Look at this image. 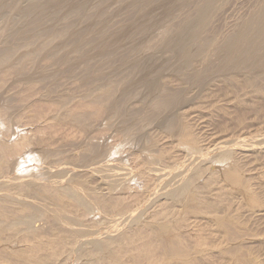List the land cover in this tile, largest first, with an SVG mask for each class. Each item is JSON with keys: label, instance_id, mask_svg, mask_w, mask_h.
<instances>
[{"label": "bare ground", "instance_id": "bare-ground-1", "mask_svg": "<svg viewBox=\"0 0 264 264\" xmlns=\"http://www.w3.org/2000/svg\"><path fill=\"white\" fill-rule=\"evenodd\" d=\"M18 1L21 0L14 2V6L11 7V14L14 12L24 18L32 17L29 20L31 22L33 18L36 19V27L35 24H32L33 26L31 27L28 26L31 22H28L27 26L30 27V31L32 30V32L36 33V36L38 35L41 38L38 37L41 44H37L36 41L39 42V40L35 41L37 45L34 44L33 40L36 36L34 37L33 34L32 38H30L33 40L31 41L28 38L27 40L28 42H33L34 48L40 46L39 49H33L32 45L27 47L21 44L20 48L23 49L25 46V51L20 54L19 51L22 49L19 50L17 47V52L20 54L18 55L14 50L16 45H14V49L13 47L10 48L14 52L8 48L9 52H4L5 54L0 57V74L2 76L4 72L7 73L6 71L9 72L10 70L16 86L20 87V89L17 88L20 93L23 92L21 87H26L27 85L32 88V94H29L30 97L25 92L28 95V98L26 97L28 102L25 103V99H20L21 101H19L25 107L32 101L45 103V99L47 100L48 98H46L47 96L44 97L41 86V89L37 88V83L42 82L41 84L44 85L47 78L54 75V80H56L58 78L56 77V72L60 71V73L58 72L60 76L61 70L66 68L64 66L63 69L59 65L57 67L62 68L61 70L54 68L56 65L49 67L52 63H49L48 67H40L39 61L43 58L41 57L42 54L44 52L49 53L47 59L54 54L58 55L62 51L61 56L66 54L64 48H68V45L70 47L69 40L71 38L68 43L66 42L67 44L56 42L57 39L62 37L67 40L64 36L73 37V39L74 37L81 38L80 41L77 40L79 44L73 46L72 42L71 46H73L74 50H82L79 46L81 42L82 45L84 44L83 32H89L88 34L90 35L104 34L103 32L107 31L110 23V14L114 12L109 11V5L111 4L112 6L111 1L113 0H40V2L37 0V3L28 6L24 3V7ZM116 1L114 0V2ZM121 1L130 5L134 1L144 2L145 0ZM178 2L179 0H157L155 7L158 6L159 8L157 9H162V11L154 9L155 7L153 6V9L150 7L151 10L148 9V11L140 14L142 28L140 35L128 39L125 31L117 30L111 35L105 36V41L101 42L97 49L83 54L82 59L84 60L83 63H85L93 58L98 59L99 56V58L111 57L113 48L109 46L110 43L114 47L127 49V53L119 58L117 65L110 63L111 66L108 64L110 66L109 69H105L107 64L102 67L107 72V78L108 76L109 78L111 77V74L109 75L108 73L109 70H113L110 69L112 66H116V72L128 70L127 72L130 73L129 76L124 78V72H121L122 76L120 72L117 73L114 80L112 77V80L104 81V87L101 82V85L99 84L100 89L97 90L96 88L94 93L90 92L92 95L89 94L88 98L85 96L87 99H78V101H74L75 103H72V101L69 103V99L67 101L65 99L67 97L64 95L63 101L60 102L61 105L56 102V105H59V110H66V113L64 112L66 114V117L64 116L65 120L73 122L76 126L74 128L79 130L73 129L79 138L82 139L81 146L83 149L81 155L72 152L68 156H63L50 144L40 143L37 146L39 152L41 151L40 158H49L54 163H57L59 166L57 165L56 174L52 175L53 173L47 169L49 172L38 173L27 180L23 179L24 177L17 176V174H14V176L10 175V171L21 168L20 164H23V161L32 153L31 151H34L33 147L31 148L30 146L32 142L28 138V130L25 131L27 132L25 134L21 127H16V135L14 134L15 131L9 132L11 127L15 128L16 123L19 126L20 123L18 124V122H20L21 118H24L22 116L25 115L26 109L29 110V108H24L25 110L21 115L20 107L22 108V105L19 102L21 106H18L19 104L17 103V105L10 103L11 99L8 100L2 94L0 95V112H2L0 114L2 115L1 118H5L4 122H2L7 127L6 131L0 135V264H202V260H207L210 264H262L258 255L255 256V251L254 256L246 252L247 258L242 255V251L247 248L244 246L250 243L256 232L253 231L251 234L250 231L249 233L246 231L247 228H240L236 223L239 220L241 221V219L239 216L237 217L239 219H237L236 216L240 215V213L254 218L264 216V195H262L264 190H260L258 187L260 184L256 182L260 178L264 179V170L262 171L261 168V171L258 170L260 172L256 171L255 169L258 167H256L257 164L255 163L256 166H253V168L249 167L248 171L245 164H250L249 157L253 158L254 151H251L253 148L251 149L247 146L249 150H244L234 147L235 144H233L234 146H227L226 143H229V141H227L228 137L227 139L226 137H224L225 139L223 138L224 134L216 135L222 136L223 139H214V134L212 139L209 138L210 142L207 141L209 143L204 144L205 140L204 143H201L203 140L200 142L201 138H197L198 135L196 134V129L198 128L196 127L195 129V125L193 126L194 121L198 122L199 111L197 110L198 108L195 109L191 104L193 105L195 95L197 97V94L205 93V91L210 90L211 87L221 83L224 79H226V83L228 82L227 79L231 80L229 81L230 83L234 81L236 83L244 82V90L253 89L254 91L251 90L253 93H250V95H258V98L254 97L255 102H257L256 99H260L259 96L264 98V0L250 12L246 21L236 31L221 38L222 40L220 41L214 39L213 35V38H207L203 33L209 26L208 24L216 11L220 9L218 7L223 4L222 0H202L201 7L203 9H200L190 20L181 21L177 25L174 23L173 18L179 15ZM1 7L3 8L4 5ZM74 13L78 14V16L76 14L77 19L75 20L72 18ZM23 17L20 19H23ZM83 17L91 19L90 25L82 27L80 18ZM15 19L17 20V18ZM61 19L65 25L59 22ZM44 23H51L54 27L42 29L41 27ZM58 23L63 26H55ZM22 25L20 28H24L26 24ZM10 27H12V24ZM154 31H157L156 34L159 33L157 34L159 38L157 42L153 43L150 35ZM11 35L13 36L14 33ZM215 36L217 35L215 34ZM22 45L23 47H21ZM67 48L66 50L69 49ZM72 48L70 47V49ZM64 56H59L58 60L63 59ZM70 56L72 57L71 54ZM54 59H57V56ZM87 64L85 67L87 66L89 72L90 63ZM26 65L28 66L26 67ZM28 67L30 70L26 71V69L24 71ZM73 67H71L72 71ZM99 69L96 70L97 74L94 67V72L90 71L93 74L95 73L98 79L100 74H105L103 68V72ZM129 69L131 70L129 71ZM113 72L111 73H116ZM127 72L125 71V73ZM93 74L88 75L92 76ZM88 75L84 79L86 78L89 81ZM94 75L92 76L93 79L91 77L92 80L90 82L94 83ZM106 75H100V77H106ZM5 76H9L8 73ZM5 76H2V78ZM12 77L10 75L8 79L12 81ZM103 77L100 79L102 80ZM117 77L121 79L117 80ZM2 78L0 77L1 80H3ZM100 79L98 81H101ZM240 79L243 80L240 81ZM115 80L118 82H115ZM171 80H174L173 82L175 83H172L170 87L168 81ZM9 81H3L5 82L4 88ZM3 82L1 81V83ZM96 83L99 82L96 81ZM226 83L225 85H227ZM16 86L14 90H16ZM1 87L0 85V91L3 89ZM233 88L232 92L230 90L231 93L234 90H238ZM9 89L7 90L8 93L13 88ZM19 90L15 96L19 94ZM249 90L245 91V94H248ZM242 91L241 94H244ZM230 92L226 93V96L221 94L222 92L220 94L224 95L226 99L228 98L227 96L231 97V103L234 100L240 105L244 103V105H241L242 107L247 104L245 102L248 101L244 102V100L240 99L241 94H239V98L238 96L235 97V94L240 92V90L237 93L235 92L234 95H227ZM205 96L208 101L210 99L209 95V98L207 95ZM244 96L241 98L243 99ZM262 97L261 99H263ZM246 99L248 100V98ZM250 99L252 100V98ZM261 99L260 101H262ZM22 101L28 105H24ZM46 102L49 104V99ZM53 102L55 101L50 104ZM219 102L221 103V101ZM200 103L203 104V102ZM209 104H212V100ZM251 104L248 106H251L252 108H250L253 111L259 107L257 103H254L257 104L256 108H253L254 104ZM201 105L199 106L201 107ZM219 106L221 107V105ZM81 108L85 109L81 110ZM224 108L219 110L221 114L222 110H225ZM260 109L253 114L260 113L258 112ZM226 111L225 113L229 114ZM246 112L243 113L248 115V111ZM48 113L44 115L45 117L42 116V119L44 117L45 123L48 125L51 122L53 123L55 119L61 118L60 114H57L59 118H56L57 115L53 114L52 116V114ZM225 113L223 117L227 116ZM29 114L31 113L29 112ZM242 114L240 117L238 113L242 120L241 122L247 119V116L244 114L246 117H243L244 115ZM250 114L249 112V116ZM206 115L205 113V117ZM207 116L211 118L210 115ZM253 116L251 115V117ZM29 117L31 116L29 115ZM32 117L30 118L32 119L31 122L34 120V117ZM37 117H35L33 122L37 121L39 123L41 116ZM18 118L19 121L16 122ZM227 118L224 120L227 121ZM243 118L245 119L243 120ZM44 119L43 121H45ZM61 119L64 120L63 117ZM235 119H238L237 121L240 120L239 118ZM250 120L253 119L250 118ZM222 121L220 125L225 124L224 121V124H222ZM233 121L230 120L232 124ZM255 121L258 123L260 120ZM65 122L67 123V121ZM104 122L106 127L102 126V128L115 131L112 144L109 140V143L116 148L114 154L118 156L123 154L128 164L133 165L132 169L123 167L121 162L109 163L114 160L111 157V145H108V142H100V139L103 140L100 136L102 132L99 133L100 135L97 133L99 130H103L102 128L100 129V126ZM234 122L237 125H235L236 128H240L241 122ZM245 122L251 123L252 121L248 122L245 120ZM26 123L24 124L23 122L25 126ZM155 123H158V129L156 128L155 131L150 130L154 128L153 126L156 127V125H151ZM252 123L255 128L254 122ZM259 123L261 124V122ZM50 125L52 126L54 123ZM203 125L206 124L203 123ZM261 125L263 126V124ZM232 127H234V124ZM236 128L232 129L236 130ZM259 128L257 127V130ZM106 129L103 132L106 131L104 133L107 135L110 131ZM220 129L221 133L225 132L224 130L222 131L223 128ZM227 129L231 130V133L228 132L232 134V129ZM243 129L245 130V128ZM238 130L237 133H239ZM240 131L242 133V129ZM255 132L257 131L255 130ZM12 133L19 137L21 135V137L14 138ZM235 133H233L234 136L236 135ZM243 135L246 137L245 133ZM243 135H241V138H243ZM228 136L231 137L230 135ZM207 137L209 136L207 135ZM96 138H98L97 140L100 143L94 140ZM124 139L127 142L121 144ZM249 140L251 141V139ZM255 141L251 143L254 144ZM260 143H264V138L263 142L260 140ZM214 149L218 150L213 151ZM260 149L262 152V148H259V155ZM249 151L250 153L252 152V155ZM258 154L256 155L257 157L259 156ZM262 156L260 155V157ZM36 157L38 156L36 155ZM97 158H104V163L91 167L93 164L88 165V162L86 166H90V169H86V167L72 170L69 166L70 164L78 166L80 162L85 160L96 162ZM156 162H160L161 166L157 165ZM62 163H65V165ZM261 167L263 166L261 165ZM90 170H95L101 174L103 182L107 185H105L107 188L103 189V191L107 190L106 192L100 193L85 185L84 182L86 181L83 178L91 172ZM18 171L20 170L18 169ZM54 177L57 179H54ZM139 179L144 181V186L142 185L143 189L141 190L139 187L137 188ZM22 191H27L28 194L37 197L38 200L24 201L19 196ZM224 199L230 200L229 203L232 202L231 205L229 204L231 207L234 204V208L232 207L230 211L227 209L230 206H226L227 213L220 210L221 208L219 209L220 202ZM10 206L11 209L8 208L9 211H7L6 207ZM10 210L12 211L10 212ZM39 216L49 217L50 221L53 222L49 221L48 228L51 227V224L56 225L55 228L58 227L56 232H53L55 230L52 228L47 230L52 229V236L47 233L49 237L45 238L46 233L40 232L42 227L33 226V220H36ZM245 220L243 222L246 225L247 220ZM253 224L255 225V223ZM256 226L258 227V224ZM260 232L258 233L260 236L258 234L256 236L260 237L257 240L261 241L264 240V232L263 234H260ZM252 248L255 249L256 247ZM247 250L250 251L251 249L247 248ZM251 253L253 254V252ZM215 256L217 257L216 259ZM212 258L215 260H212ZM262 260L264 259L262 258Z\"/></svg>", "mask_w": 264, "mask_h": 264}, {"label": "rangeland", "instance_id": "rangeland-1", "mask_svg": "<svg viewBox=\"0 0 264 264\" xmlns=\"http://www.w3.org/2000/svg\"><path fill=\"white\" fill-rule=\"evenodd\" d=\"M23 0H21V1H18V2H20L19 4L20 5H22L23 7L25 6V4L24 3H26V5L28 6V5H31V4H33V3H37L38 1L40 2V0H24L23 2H22ZM42 1V0H41ZM262 0H222V2H223V4L221 5V7H218V8H220V9H218L217 11H216V13H215V15H214V17L211 19V22L208 24L209 26H207V28H206V30L204 31V36L206 37L207 36V38H209V37H211V38H213L212 37V35L214 36V39H216V40H218V41H220V40H222L221 38H224V37H226V36H228V34H230L231 32H234V31H236L239 27H240V25L243 23V22H245L246 21V19L248 18V15L250 14V12L254 9V8H256V6L261 2ZM9 2V3H8ZM11 2V3H10ZM14 2H17V0H0V8H2L1 6L2 5H4V7L3 8H5V9H1L2 10V12H0V36H1V38H0V57L3 55V54H5L7 51L9 52V49L10 48H12L13 47V49H14V45H16L15 47V51L17 52V49L19 48V50L20 49H22V48H20V45L21 44H24L25 46H31L32 45V48L33 49H36V48H38L39 49V47L38 46H36L35 48L33 47V42L31 43L30 41L28 42V40H27V38L29 39V40H31L30 38H32L31 36L33 35L34 37L36 36L35 34L36 33H34V32H32V30L30 31V27L31 26H33L34 24H35V20L36 19H32L33 21V23L31 22V21H29L32 17H23L22 15L20 16V15H18V13H12L11 14V7L12 6H14ZM112 2V6H111V4L109 5V11H113L114 13L113 14H110V16H111V18H110V23L108 24V27H107V31H104L103 33L104 34H100V33H98V34H96V35H90V34H88L89 32H83V37H84V41H83V45H82V42H81V44H80V46H79V48H82V50H74L72 47L74 46V45H77V44H79V41H80V39H79V37H74V39H73V37H67V36H64V38H66L67 40H65V39H63V37L62 38H59V39H57V43H62V42H64L65 44H67L68 43V40H69V44H70V47L72 48V49H70V47H69V45H68V48L67 47H65L64 49V52L66 53V54H68V55H66V54H64V55H62V56H64L63 57V59H61V60H58V58H59V56L60 57H62L61 56V54L63 53V51L61 52V53H59L58 55L57 54H54V55H56L57 56V59H54V58H56V56L53 58V54H51V55H53V56H51L49 59H47V57H49V53H43L42 54V56L41 57H43V58H41V60L39 61V65H40V67L42 66V68H44V66L45 67H48V64L49 63H52V64H50L49 65V67L52 65V67H54L55 65V67L54 68H57V69H59V70H61L64 66L66 67L64 70H61V75L59 76V73H60V71H58V72H56L57 73V75H56V77H58V78H56V80L58 81H56V80H54V76L53 77H51V76H49L48 78H47V80L43 83L44 85H42L41 83L42 82H38L37 83V88L38 89H41V87L43 88L42 89V92H44L43 93V95H44V97H46V98H48L49 99V104H47V100L45 99V103H42V102H29V105L31 106H29L28 104H24V102H23V104L24 105H28V106H25V107H23V105H22V103H20L19 101H21L20 99H22V100H24L25 101V103H27L28 102V99H26V97L31 93V91H32V88H30L29 86H27L26 85V87H21L22 89H23V92H21L20 93V87H18V86H16V84H15V80L13 79V75H12V72H10V70H9V72L8 71H6L7 73H8V75L9 76H5V74H7V73H3L2 74V76H5L4 78H2V76H1V74H0V77L3 79V80H1L0 79V83H1V81L3 82V81H9L10 79H8V78H10V75H11V79H12V81L10 80L9 81V83L7 82L6 84H5V88H4V83L5 82H3V83H1L0 85L2 86L1 88H3V89H1L2 91H0V95L2 94V96H5L8 100H10L9 102L10 103H12V104H14L15 103V105H17V104H21L22 105V108L20 107V111H22V113L20 112V114L22 115L23 114V112H24V108H29V110L28 109H26L27 111H25V115H27L26 117H25V115L24 116H22V117H24V118H21L20 119V122H18L19 121V118H18V120L16 121V122H18V124H19V126L17 125V123H16V126H15V128L14 127H11V130L9 131L10 133L11 132H14V134L16 135V130H17V128L16 127H21V129H23L24 131V133L26 134L27 132V134H28V138H29V140H30V142H32V144L30 145L31 146V148L32 149H34V151H31L32 153L31 154H29L28 155V157L23 161V164L21 163L20 164V167L21 168H17L16 170H14V169H12L11 171H10V175L11 176H14V174H17V176H21V178H23V179H30V178H33L36 174H38V173H46V172H49L48 170H50V172H52L53 174L52 175H54V174H56L55 172H56V168H58V164L57 163H54V161L53 160H51V159H45V158H40V155H41V151L39 152V150L37 149V146L40 144V143H48V144H50L55 150H57L58 152H60L63 156H68L70 153H72V152H76L78 155H81L82 153H83V149H82V146H81V138H79V136L76 134V131H79L77 128H74V126H75V124L72 122H69L68 120H65V118H64V116L66 117V110L64 109H58L59 108V105H56V102H57V104H59L60 102H62L63 101V99H64V95H66V97L67 98H65V99H67V101H68V99H69V103H71V101H72V103L75 101V100H77L78 101V99H82V100H84V99H87L90 95H92V94H90V92L92 93H94V91H96V88H97V90L98 89H100V86H99V84L101 85V82H102V86L104 87V81H108V79H111L112 80V77H113V80L116 78L115 76H116V74L117 73H119L120 72V75H121V72L124 74V75H126L128 72V70H124V71H121V70H119V71H117L116 72V69H115V67L116 66H112V68H110V69H113V70H109V75L111 76L110 78H109V76H108V78H107V72L104 70V67H102V66H105L106 64H107V66H106V68L105 69H109V67L111 66V64H116L117 65V63H118V61H119V58H121L124 54H126L127 53V49H124V48H120V47H114V46H112L111 45V43L109 44V46H111V48H113V53H112V56L110 57V56H105V57H101V58H99L98 57V59H96V58H93V59H91L90 61H88V62H85V63H83L84 62V60L82 59V56H83V54L84 53H86V52H89L90 50H95V49H97L98 47H99V44L101 43V42H104L105 41V36H107V35H111L113 32H115V31H117V30H123V31H125V35L128 37V39L130 38H135L136 36H138V35H140V32H141V30H142V28H141V21H140V14L141 13H143V12H145V11H148V9L149 10H151V8L153 9V6L155 7V4H156V2H157V0H145L144 2H140V1H134V3H131L130 5H127V4H125L124 2H122L121 0H117L116 2H114V0L113 1H111ZM114 2V3H113ZM5 3H6V5H5ZM7 4H8V6H7ZM201 4H202V0H179V2H178V4H177V8L179 9V15L178 16H176V17H174L173 19H174V23L175 24H177L178 25V23H180L181 21H186V20H190L194 15H196L199 11H200V9H203L202 7H201ZM157 5V4H156ZM7 6V7H6ZM10 8V11H9V8ZM151 7V8H150ZM157 8H159L158 6L157 7H155L154 9H157ZM0 10V11H1ZM157 10H161L162 11V9H157ZM3 12H4V14H3ZM9 12V13H8ZM2 13V14H1ZM11 14V15H10ZM76 14L77 13H74V16H72V18H74V20L75 19H77V17H76ZM8 15V16H7ZM17 18V20L14 18ZM16 16H20V17H16ZM77 16H78V14H77ZM8 17V18H7ZM23 17V19H20V18H22ZM13 18V19H12ZM19 18V19H18ZM7 21V22H6ZM16 21V22H15ZM64 21V20H63ZM28 22H31V24L29 23V25L27 24ZM60 23H62L63 25H65V23L64 22H62V19H61V21H59ZM6 23H7V28L5 27V25H6ZM26 24L25 25V27L24 28H20V26L22 27L23 25L22 24ZM80 23H81V25H82V27L83 26H88V25H90V23H91V19H89L88 17H83V18H80ZM11 24H12V27H10L11 26ZM14 24V25H13ZM33 24V25H32ZM45 24V25H44ZM43 25H42V29L43 28H47V27H54V26H52V24L51 23H44ZM30 26V27H28V26ZM62 25V26H63ZM15 28H14V27ZM55 26H60V27H62L59 23L57 24V25H55ZM29 28V31H28V28ZM35 27H36V24H35ZM59 27V28H60ZM210 27V28H209ZM14 28V29H13ZM4 29V30H3ZM12 31H11V30ZM21 29V30H20ZM50 29V28H49ZM9 30V31H8ZM7 31V32H6ZM15 31H16V33H15ZM18 31V32H17ZM209 31V32H208ZM3 32H4V34H3ZM9 32V33H8ZM21 32V33H20ZM156 32L157 31H154V33H152L151 35H150V39H151V41H153V43L154 42H157L158 41V36L159 35H157V34H159V33H157L156 34ZM14 33V35L12 36H10V34H13ZM211 33V34H210ZM8 34V35H7ZM22 34V35H21ZM210 34V35H209ZM215 34L218 36H215ZM7 35V36H6ZM10 38H9V37ZM24 36V37H23ZM16 37V38H15ZM23 37V38H22ZM38 35L36 36V38L33 40L34 41V44H35V41L36 40H39L38 39ZM216 37V38H215ZM5 38H8V39H5ZM40 38V37H39ZM220 38V39H219ZM20 39V40H19ZM26 39V40H25ZM41 39V38H40ZM8 40V41H7ZM25 42H23V41ZM31 40V41H32ZM62 40V41H61ZM77 40H79V41H77ZM6 42V43H4V42ZM10 41V42H9ZM23 43H22V42ZM42 41V40H41ZM71 41V42H70ZM27 42H28V45H27ZM37 42V44L39 45V44H41V42H40V40H39V42L38 41H36ZM67 42V43H66ZM73 42V46H71V43ZM75 42H76V44H75ZM17 43V44H16ZM19 43V44H18ZM31 43V44H30ZM37 44H35V45H37ZM34 45V46H35ZM25 46H24V48L22 49V50H18L19 52H20V54H22L24 51H25ZM18 47V48H17ZM21 47H23V45L21 46ZM9 48V49H8ZM66 48L68 49V50H66ZM1 49H3V50H5V51H3V50H1ZM10 50H12V49H10ZM13 51V50H12ZM11 51V52H12ZM68 51V52H67ZM75 51V53L73 54V52ZM77 51V52H76ZM5 52V53H4ZM14 52V51H13ZM19 52H17L18 53V55H20L19 54ZM17 53H15L16 55H17ZM70 54L72 55V57L70 56ZM45 57V58H44ZM70 57H71V61H70ZM96 59V60H95ZM54 60V61H53ZM56 60V61H55ZM58 60V61H57ZM63 60V61H62ZM64 60H66L65 62H64ZM69 62H68V61ZM48 61V62H47ZM62 63H61V62ZM116 62V63H112V62ZM58 62H60V63H58ZM81 62V63H80ZM63 63H64V65H63ZM75 63L77 64L76 66H78L77 68H76V66H75ZM87 63H90L89 64V66H90V70H89V72L91 71V72H94L93 71V67L95 68V72H96V74H97V71L96 70H98L99 69V66H100V71H102V68H103V70H104V73L105 74H100V75H106V77L104 78L103 76H101V77H103L102 78V80L100 79L101 77H100V75H99V79L101 80V81H98L99 79L97 78V75L95 74H93V73H89L88 72V70H87V66L85 67V65H88ZM111 63V64H110ZM44 64V65H43ZM71 66H70V65ZM74 64V65H73ZM80 66H79V65ZM81 64H82V67H81ZM108 64H110V66L108 65ZM57 65H59V67H62L61 69L60 68H58L57 67ZM28 65H26V67H27ZM75 67V69H74V67ZM91 66H93L92 68H91ZM51 67V68H52ZM71 67H73V71H72V68ZM79 67H81V68H79ZM84 67H85V69H84ZM102 67V68H101ZM71 68V69H70ZM27 69V70H26ZM28 69L30 70V68L28 67V68H25L24 69V71L26 70V71H28ZM115 69V70H114ZM84 70H86V71H84ZM131 69H129V71H130ZM12 71V70H11ZM108 71V70H107ZM114 71V72H113ZM125 71L127 72V73H125ZM103 72V71H102ZM111 72H113V73H115V74H112ZM9 73H11V74H9ZM64 73V74H63ZM85 73H87V74H85ZM130 73V72H129ZM129 73H128V75H126V76H124L123 74V78L124 77H127V76H129ZM88 74H93L94 75V83H96V81L97 82H99V83H96V84H94L93 82H90V80H92L93 79V75L92 76H90V75H88ZM89 76V77H87V78H89L90 80L88 81V79L86 80V78L84 79V77H86V76ZM121 75V76H122ZM96 76V77H95ZM118 76H119V74H118ZM120 76V77H121ZM50 77H51V79H50ZM91 77H92V79H91ZM115 77V78H114ZM5 78H7V79H5ZM95 78H97V79H95ZM107 78V79H106ZM118 78V77H117ZM121 79V78H120ZM119 78L117 79V80H120ZM51 81V83H49V81ZM62 80V81H61ZM243 79H240V81H242ZM56 81V82H55ZM174 81V80H173ZM172 80L171 81H168L169 83H170V85H169V83H168V85L171 87L172 85V83H175V82H173ZM227 83H226V79H224L221 83H218V84H216L215 86H213V87H211V89L210 90H207V91H205V93L204 92H202L203 94H199L200 96H202V97H200L198 94H197V97H195L194 96V98H195V100H194V102H193V105L191 104V106L192 107H194L195 109H197L199 112V114H198V118H197V121L198 122H196V121H194L193 123V126H194V128L196 129V127L198 128V129H196V134L198 135L197 136V138L199 137V138H201L200 139V142L203 140V142H201V143H204V140H205V143L204 144H207V143H209L210 142V139H212V137L214 136V134H215V137H214V139H217V138H222V136H216L217 134L219 135H222V134H224V136H223V138L224 137H226V139H227V137H228V140L227 141H229V143H231V144H229V143H226V145L228 146H231V145H233V144H235V146L234 147H236V148H239V149H244V150H249L248 149V147L249 148H253V150H251V151H254L253 153V158L252 157H249L250 158V164L253 162V164H245L246 166V169L248 170V169H250V168H253V166H256V164H257V166L256 167H258V168H256V167H254V168H256L255 170L256 171H258V170H260L261 168V170L263 171L264 170V158H262V157H264V156H262L264 153H263V150H264V143H260V140H262V142H263V138L264 137H262V136H264V106H262V105H264V98L262 97V96H259V98L261 99V97L263 98V99H261L262 101H260V99H256V101L257 102H255V99H254V97H256V98H258V95L257 96H255L254 94H252L253 95V97H251L252 95H250V93H253L251 90H253V89H251V90H249V93L248 94H245L247 91L246 90H244L245 88H244V82H241V83H239V82H229V81H231V80H228L227 79ZM115 82H118V81H116L115 80ZM46 83H48V84H46ZM61 85H60V84ZM106 83V82H105ZM225 83L227 84V85H225ZM234 85H233V84ZM240 85H239V84ZM15 84V85H14ZM14 85V87H12ZM94 85V86H93ZM174 85V84H173ZM239 85V86H238ZM15 86H16V90H14L15 89ZM41 86V87H40ZM53 86V87H52ZM218 86V87H217ZM222 86V87H221ZM233 86H235L234 88L235 89H238V90H234V92L233 93H231L232 92V88H233ZM241 86H243L242 88H241ZM93 87V88H92ZM226 87V88H225ZM228 87V88H227ZM231 87V88H230ZM11 88H13V89H11V90H13V91H11L10 89ZM17 88H19V89H17ZM26 90H25V89ZM102 88V87H101ZM214 88V89H213ZM217 88V89H216ZM221 88V89H220ZM233 88V89H234ZM10 90V93H8V91L7 90ZM222 89H223V91H222ZM242 89H243V91H242ZM19 90V94L18 95H16L15 96V94L17 93V91ZM25 90V91H24ZM28 90V91H27ZM212 90H214V91H212ZM218 90V91H217ZM221 90V91H220ZM230 90H231V92H230ZM240 90V92H238ZM51 93H50V92ZM196 91V90H195ZM216 91V92H215ZM225 91H227V92H225ZM241 91H242V93L244 92V94H241ZM246 91V92H245ZM254 91V90H253ZM6 92H7V94H6ZM25 92H27V94L25 93ZM220 92H222L221 94H224L225 96H226V93H228V92H230L229 94H227V95H234L235 94V92L238 94H235V97H237L238 96V98H239V94H241V96H240V99L241 100H244V102L245 101H248V102H245V103H247V104H245V106H241V105H244V103L243 104H239V103H237L235 100H234V102L233 103H231L232 102V100L230 99L231 97H229V96H227L228 98L226 99V97L224 96V95H221L220 94ZM50 93V94H49ZM208 93V94H207ZM215 93V94H214ZM217 93V94H216ZM255 93H256V91H255ZM21 94V95H20ZM23 94V95H22ZM26 94V96H24ZM32 94V93H31ZM30 94V95H31ZM90 94V95H89ZM195 94V93H194ZM220 94V95H219ZM30 95L28 96V97H30ZM204 95V96H203ZM205 95H207V97H208V95H209V97H210V99H208V101L206 100V96ZM216 95H217V97L219 98V101H221V103L218 101V98L216 97ZM245 95V96H244ZM247 95V96H246ZM18 96V97H17ZM64 96V97H63ZM85 98H84V97ZM242 96H244V98L242 99L241 97ZM250 96V97H249ZM13 97H15V98H12ZM23 97V98H22ZM25 97V98H24ZM27 97V98H28ZM63 97V98H62ZM208 97V98H209ZM212 97H213V99H212ZM221 97V98H220ZM232 97H234V96H232ZM18 98V99H17ZM70 98H71V100H70ZM222 98H224V99H222ZM246 98H248V100L246 99ZM250 98H252V100L250 99ZM15 99H17V100H15ZM200 99V100H199ZM202 99V100H201ZM224 100V101H227V102H224V101H222V100ZM254 99V100H253ZM82 100H80L81 102H82ZM192 100V101H193ZM210 100V101H209ZM211 100H212V104H209L210 102H211ZM251 100V101H250ZM14 101V102H13ZM16 101V102H15ZM31 101V100H30ZM52 101H55V102H53L52 104H50ZM197 101V102H196ZM203 102V104H205V105H203L202 103H200V102ZM249 101H250V103H249ZM254 101V102H253ZM19 102V103H18ZM207 102H208V104H207ZM258 102H261V103H258ZM17 103V104H16ZM34 103V104H33ZM42 103V104H41ZM55 103V104H54ZM75 103V102H74ZM199 103V104H198ZM219 103V104H218ZM225 104V108L224 107H222L224 104ZM228 103H230L229 105H231V106H229L228 105ZM254 104V103H257L258 105H259V107H257V104H254L253 105V108H256L254 111H253V109H251L248 105L249 104ZM263 103V104H262ZM18 105V106H21V105ZM37 104V105H36ZM40 104H41V106H40ZM47 104V105H46ZM78 104V103H77ZM203 106H202V105ZM237 104H238V106H237ZM251 104V105H252ZM42 105H43V107H42ZM51 105V106H50ZM54 105H56V106H54ZM60 105H61V103H60ZM195 105H197V106H195ZM199 105H201V107L199 106ZM212 105V106H211ZM219 105H221V107L219 106ZM35 106L37 107L36 109H35ZM58 106V107H57ZM191 106H189V107H191ZM211 108H209V107ZM217 106H219V108H217L218 109V111H216L217 109H216V107ZM42 107V108H41ZM44 107H46V108H44ZM55 109H57V110H55ZM191 107V108H192ZM203 107V108H202ZM215 107V108H214ZM228 107V109H226ZM229 107H231V109H229ZM247 107V108H246ZM262 107V108H261ZM39 108V109H38ZM41 108V109H40ZM51 108H52V110H51ZM201 110H200V109ZM225 109V110H222V114H221V111L219 112V110L220 109ZM237 108H238V110H237ZM246 108V109H245ZM251 110H250V109ZM261 108V109H260ZM32 109V110H31ZM35 111H34V110ZM44 109V110H43ZM82 109H85V108H81V110ZM205 109H207V110H205ZM210 109V110H209ZM215 109V110H214ZM248 111V115H246L245 113H247L246 111ZM248 109V110H247ZM260 109V111H258V112H260V113H258L259 114V116H260V118H259V116H257L258 114H253V113H255L257 110H259ZM50 110V111H49ZM59 110V111H58ZM213 110V111H212ZM227 110V111H226ZM241 110V111H240ZM243 110V111H242ZM61 111V112H60ZM201 111V112H200ZM225 111L227 112V113H229V114H226L225 113ZM253 111V112H252ZM29 112L31 113V114H29ZM42 112V113H41ZM49 112V113H48ZM52 112V113H51ZM59 112V113H58ZM65 112V113H64ZM219 112V113H218ZM240 112H241V114L243 113V112H245V113H243L242 115H246L247 116V119H245V118H243V120L245 119L246 121H248V122H254V126H255V120H260L259 122H261V124H263V126L260 124H258L257 122V124H256V126H255V128L252 126L253 125V123L251 122V123H247V122H245V120L243 121V122H245L244 124H243V122H241L242 120H241V114H240ZM249 112L251 113L250 114V116H249ZM0 113H2V112H0ZM34 113V114H33ZM40 113V114H39ZM47 113L48 114H52V116H53V114H55V115H59L60 114V116H61V118L63 117V119L64 120H62L61 118H59V116L57 115V117L56 118H59L58 120L57 119H55L54 121H53V123H54V125H52V126H54L53 128H51L52 126L50 125V124H53L52 122L51 123H49V125L47 124V123H45L46 122V120L44 119V115H47ZM64 115H63V114ZM205 113L207 114V115H210L211 116V118L210 117H208L207 115H206V117H205ZM224 113H225V115H227L226 117L224 116L223 117V115H224ZM230 113H231V116H230ZM238 113H239V116H238ZM62 114V115H61ZM216 114V115H215ZM221 114V115H220ZM1 115V114H0ZM20 115V116H21ZM29 115L32 117H34V120H35V117L36 116H38V117H40L41 116V119H42V116H44L43 117V119L45 120V121H43V119L41 120L40 118V120L38 121L39 123H37V121L36 122H31V120L32 119H30L31 117H29ZM35 115V116H34ZM40 115V116H39ZM201 115V116H200ZM243 116V117H246V116ZM251 115L253 116V115H255V116H253V117H251ZM4 116V115H3ZM202 116H203V118H202ZM216 116V117H215ZM217 116H218V118H217ZM222 116V117H221ZM229 116V118H227ZM236 116H238V117H236ZM249 116V117H248ZM2 117V115L0 116V118ZM5 117V116H4ZM32 117V118H33ZM37 117V118H38ZM201 117V118H200ZM208 117V118H207ZM215 117V118H214ZM231 117V118H230ZM256 117V119H254ZM205 118V119H204ZM228 119L227 121L230 123V125H229V123L227 122V121H225L224 119ZM234 118V119H233ZM235 118H239L240 120V122H241V126H239L241 129H242V133H241V129L240 128H236V124H235V122L234 121H236V123L237 122H239V121H237L238 119H235ZM248 118H249V120H248ZM250 118H252L253 120H250ZM258 118V119H257ZM24 119V120H23ZM62 121H61V120ZM211 119V120H210ZM221 119V120H220ZM222 119H223V121H224V123L226 124H224L223 123V121H222ZM4 120H5V118L3 119V118H1L0 119V130H2L1 132H0V135H2L1 133L2 132H4V131H6V129H7V127L4 125ZM37 120V119H36ZM230 120H234L233 121V124H234V127H232L233 126V124L230 122ZM3 121V122H2ZM64 121H67V123L65 122L64 123ZM221 121H222V124H224L227 128H236V130H234V129H232V134H230L231 133V130L229 131V129H227L224 125H220L221 124ZM23 122H24V124L27 122L28 123V126H27V123H26V126L23 124ZM63 122V123H62ZM68 122H69V124H68ZM208 122V123H207ZM212 122H214V123H212ZM220 122V123H219ZM239 122V123H240ZM21 123H22V125H21ZM33 123H34V125H33ZM59 123V124H58ZM201 123V124H200ZM203 123L204 124H206V125H203ZM210 123V124H209ZM247 123V124H246ZM67 125V127L65 128V126ZM104 124H105V126H104ZM217 124V125H216ZM219 124V125H218ZM248 124H249V126H248ZM250 124H251V127H250ZM44 125V126H43ZM58 125V126H57ZM151 125H156V127L155 126H153L152 128L153 129H150V130H153V131H155L156 130V128L158 129V127H157V125H158V123H155V124H151ZM198 125V126H197ZM208 125V126H207ZM228 125H229V127H228ZM236 125V126H235ZM239 125V124H238ZM244 125H246V126H244ZM257 125H259V126H257ZM24 126V127H23ZM60 126V127H59ZM72 128H71V127ZM102 126L103 127H106V123L104 122V123H102V125L100 126V129L102 128ZM221 126V127H220ZM247 126H248V128H247ZM49 127H50V129H49ZM59 127V128H58ZM70 127V128H69ZM76 127V126H75ZM257 127H260L258 130H257ZM25 128V129H24ZM57 128V129H56ZM215 128V129H214ZM218 128V129H217ZM220 128H223L222 129V131L224 130L225 132H222L221 133V129ZM243 128H245V130L243 129ZM253 130H251V129ZM10 129V128H9ZM37 129V130H36ZM42 130V132H41V130ZM73 129H77L76 131L75 130H73ZM103 130H105L106 128H102ZM108 129V128H107ZM106 129V130H107ZM204 131H203V130ZM226 129V130H225ZM239 129V130H238ZM250 129V130H249ZM28 130V131H27ZM44 130V131H43ZM103 130L101 131V130H99L97 133L99 134L100 132H102L101 134L102 135H100L101 136V138L103 139V140H101L100 139V142L102 141V142H108V145H111L112 144V142H113V139H114V137L113 136H115L114 135V133H115V131L114 130H112V131H110L109 129V134L107 133V135H106V133H104V132H106V131H104L103 132ZM214 130V131H213ZM216 130H220V131H216ZM237 130H238V132L239 133H237ZM244 130V131H243ZM247 130V131H246ZM249 130V131H248ZM255 130L257 131V132H255ZM261 130V131H260ZM25 131H27V132H25ZM74 131H75V133H74ZM114 131V132H113ZM152 131V132H153ZM230 133H229V132ZM21 132V131H20ZM22 132V133H23ZM112 132H113V135H112ZM202 132V133H201ZM216 132V133H215ZM220 132V133H219ZM226 132H228V133H226ZM236 132V133H235ZM245 133V135H246V137L243 135L244 133ZM248 132H250V133H248ZM252 132H254V133H252ZM78 133V132H77ZM104 133V134H103ZM233 133H235L236 135L235 136H238V137H235L234 136V134ZM247 133V134H246ZM262 133H263V135H262ZM8 134V133H7ZM13 134V133H12ZM12 135V136H14V138H20L21 137V135H20V137L19 136H15V135ZM25 134H23V135H25ZM79 134V133H78ZM211 134V135H210ZM213 134V135H212ZM240 134V135H239ZM251 134V135H250ZM254 134V135H253ZM76 135H77V137H76ZM99 135H97L98 137H99ZM103 135L106 137H104L103 138ZM202 135V136H201ZM207 135L209 136V137H207ZM228 135H230L231 137H229ZM241 135H243V138H241L242 136ZM257 135V136H256ZM258 135H260V136H258ZM108 136V137H107ZM233 136V137H232ZM256 137V138H255ZM100 138V137H99ZM205 138V139H204ZM210 138V139H209ZM222 138V139H223ZM230 138H231V140H230ZM235 138V139H234ZM237 138V139H236ZM239 138V139H238ZM98 138H96V139H94V140H96V142L98 143L99 141L97 140ZM111 139H112V141H111ZM222 139H220V140H222ZM225 139V138H224ZM234 139V140H233ZM246 141H245V140ZM249 139H251V141L249 140ZM254 139V140H253ZM255 139H256V141H255ZM257 139H260V140H257ZM109 140H110V142H111V144L109 143ZM219 140V141H220ZM239 140H240V142H239ZM244 140V141H243ZM249 140V141H248ZM253 140V141H252ZM207 141H209V142H207ZM244 143H243V142ZM255 141V143L254 144H252L251 142H254ZM259 141V142H258ZM99 142V143H100ZM125 142H127V141H125V139H124V141L121 143V144H123V143H125ZM237 142H239L240 144H242V145H240L239 143H237ZM258 142V143H257ZM224 144V143H223ZM244 144V145H243ZM246 144V145H245ZM258 144V145H257ZM263 144V145H262ZM116 145V144H115ZM252 145V146H251ZM248 146V147H247ZM113 146L111 145V148H112ZM116 147V146H115ZM245 147V148H244ZM110 148V152H111V157L114 159L113 161H110L109 163L110 164H114V163H120L121 162V164L123 165V167H127V168H131L132 169V166L133 165H131V164H128V161H127V159L124 157V155L122 154H120L119 156L117 155V154H114V152H116V148H112L111 149ZM257 148V149H256ZM259 148H262V152H261V149H260V155L262 156V157H260V155L258 154L259 153ZM31 149V150H32ZM114 149V150H113ZM256 149V150H255ZM218 149H214L213 151H217ZM212 151V152H213ZM255 152H256V154H255ZM40 153V154H39ZM249 153H250V151H249ZM248 153V154H249ZM262 153V154H261ZM251 155H252V152L250 153ZM259 155L258 157H260V158H258L256 155ZM36 155L39 157H36ZM254 156H256V157H254ZM255 158V159H254ZM37 159H39V160H37ZM42 159H43V161H42ZM116 159V160H115ZM86 161V160H85ZM80 162V164H78V166H75V165H73V164H70L69 166L71 167V169L72 170H74V169H76V168H86V169H90V166H86L87 165V163H88V165H91V163L93 164L91 167H94V166H98V165H102V163H104V158H97V160H96V162H93L92 160H87L86 162ZM261 161H263V162H261ZM127 162V164H125ZM61 163V162H60ZM84 165H83V164ZM256 163V164H255ZM63 165H65V163H62ZM68 164V163H67ZM156 164L158 165L159 164V166H161V163L160 162H156ZM155 164V165H156ZM255 164V165H254ZM58 165V166H57ZM129 165V166H128ZM130 165H131V167H130ZM157 165H156V167H157ZM261 165L263 166V167H261ZM248 166V167H247ZM250 167V168H249ZM18 169L20 170V171H18ZM48 169V170H47ZM52 169V170H51ZM14 170V171H13ZM260 170V171H261ZM91 172L88 174V175H85V176H87V177H85L84 176V178H83V180L85 179V181L86 182H84L85 183V185H87V187H90L91 189H94V190H96V191H98V192H100V193H102V192H106L107 190H104L103 191V189H106L107 187V185L105 184V182H103V177H101V174L99 173V172H97V171H95V170H90ZM249 171V170H248ZM260 171H258V172H260ZM18 172V173H17ZM161 172H164V171H161ZM13 174V175H12ZM9 175V176H10ZM54 179H57V178H55L54 177ZM263 179V178H262ZM261 178L260 179H258L256 182H258V184H260L258 187H259V189L260 190H264V179H263V181H261L262 180ZM137 180V179H136ZM103 183H102V182ZM140 181V182H139ZM259 181H260V183H259ZM137 182V181H136ZM144 181L142 180V179H139L138 180V182H137V188L139 187V189L141 190V189H143L142 187L144 186V183H143ZM262 182V183H261ZM102 183V184H101ZM139 183V184H138ZM142 183V184H141ZM257 184V185H258ZM106 185V186H105ZM143 185V186H142ZM263 186V187H262ZM104 187V188H103ZM261 187V188H260ZM138 189V190H139ZM258 189V190H259ZM261 191V192H262ZM260 192V191H259ZM262 195H264V192L262 193ZM19 196L24 200V201H27V202H29V201H35V200H38L37 199V197H34V196H32V195H30V194H28L27 193V191H22V193L21 194H19ZM226 199H224V200H222L221 202H220V207H219V209L220 210H223V211H226V206H230L231 205V203H229V201L230 200H226ZM224 202V203H223ZM228 203V204H227ZM9 204V203H8ZM8 204H7V206H8ZM222 204H225V205H223V206H225V207H223L222 206ZM230 204V205H229ZM10 205V204H9ZM233 206V208H234V204H232ZM232 207L230 206V207H228L227 209L230 211L231 209H232ZM11 209V206L10 207H6V209ZM9 209L7 210V211H9ZM12 210H10V212H11ZM228 211H226V213H227ZM232 212V211H231ZM227 215V214H226ZM239 216V218L241 219V221L239 220L236 224L240 227V228H244V229H246V231H248V233H249V231L251 232V234H252V232L253 231H255L256 232V234L254 233V237L253 238H251V241H250V243L248 244V245H246V246H244V247H247L248 249H251L250 251L251 252H253V254L249 251V250H247V248H245L242 252H243V254L242 255H244V257H246L247 258V256L248 255H245V252L247 253V254H251V256H254V253H255V256H257L258 255V257H259V259H260V262L263 264L264 262V260H262V258L264 259V240H257L258 238H260V237H257L256 235L260 232V234L262 233L263 234V232H264V216L263 217H258V218H254V217H247V215H244V214H242V213H240V215H237L236 216V218ZM242 216V217H241ZM244 216V217H243ZM44 217V218H43ZM47 217H45V216H39V217H37V219L36 220H33L34 222H33V226L34 227H36V226H39V227H42L40 230H42V231H40V232H43V234H45L46 233V235H45V238H47V237H49V236H52V229H54L55 231H53V232H56L57 231V228H55V226L56 225H50L51 227L50 228H52L51 230H49V231H47L48 229H50V228H48V224L51 222L50 221V219H49V217L46 219ZM230 218V217H229ZM239 218H237V219H239ZM247 220H245V219ZM254 218V219H253ZM242 219H244L247 223H246V225L244 224L245 222H243L242 221ZM251 219V220H250ZM260 219H262V220H260ZM250 222H249V221ZM253 220H254V222H253ZM256 220V221H255ZM50 221V222H49ZM263 223H262V222ZM249 222V223H248ZM259 222V223H258ZM51 223H53V222H51ZM241 223H243V224H241ZM251 223V224H250ZM253 223H255V225L253 224ZM258 224V227L256 226ZM244 225V226H243ZM248 225V226H247ZM52 226H54V227H52ZM255 226V228H253ZM44 227V228H43ZM262 228H263V230H262ZM249 229V230H248ZM253 229V230H252ZM258 230V231H257ZM45 231V232H44ZM47 233H50V235L48 236V234ZM207 233H208V230H207ZM258 236H260L259 234H258ZM257 237V238H256ZM210 238H211V236H210ZM257 240V241H256ZM193 242V241H192ZM255 242V243H254ZM260 245H259V244ZM252 245V246H251ZM250 246V247H249ZM252 247H256L255 249H253ZM247 250V251H246ZM253 250V251H252ZM259 250V251H258ZM255 251V252H254ZM260 252V253H259ZM257 253H259V254H257ZM262 256V257H261ZM217 257L215 256V259H216ZM215 259H213L212 258V260H215ZM202 262V264H203V262H204V264H210V262H207V260H205V261H201ZM206 262V263H205ZM211 262H213V261H211Z\"/></svg>", "mask_w": 264, "mask_h": 264}]
</instances>
